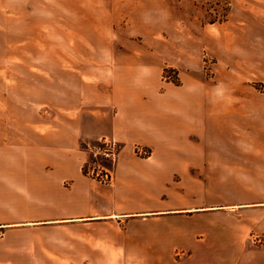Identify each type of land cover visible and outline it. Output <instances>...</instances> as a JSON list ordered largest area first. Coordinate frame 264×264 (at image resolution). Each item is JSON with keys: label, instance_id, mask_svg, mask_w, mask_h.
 Returning a JSON list of instances; mask_svg holds the SVG:
<instances>
[{"label": "crops", "instance_id": "obj_1", "mask_svg": "<svg viewBox=\"0 0 264 264\" xmlns=\"http://www.w3.org/2000/svg\"><path fill=\"white\" fill-rule=\"evenodd\" d=\"M159 17L145 22L144 44L68 47L126 56L79 63L56 91L50 79L39 89L0 77V264H112L92 246L103 240L124 247V262L264 264V252L197 245L200 233L238 246L264 230V94L248 84L264 83V0H232L227 21L197 33ZM203 48L220 62L214 80ZM166 63L181 85L163 81ZM102 137L122 146L112 185L82 171V145Z\"/></svg>", "mask_w": 264, "mask_h": 264}, {"label": "rangeland", "instance_id": "obj_2", "mask_svg": "<svg viewBox=\"0 0 264 264\" xmlns=\"http://www.w3.org/2000/svg\"><path fill=\"white\" fill-rule=\"evenodd\" d=\"M231 4L232 0H0V77L7 79V86L24 88L26 85L29 88L30 82L34 81L39 89L46 79H50L56 91L63 80L70 78L67 75L69 71L77 72L74 68L79 63L117 61L118 57L126 56L115 53L80 54L68 47L104 45L107 39L118 51L144 44L141 40L149 29L145 22L157 23L163 10L178 21V28L197 33L204 26L227 21ZM94 26H100L99 30ZM106 26L109 36H103ZM200 55L205 76L214 80L220 62L207 48H203ZM178 70L166 63L163 81L181 85ZM248 84L258 94H264L263 82L252 81ZM218 220L231 222L230 217ZM205 222V219L194 220L199 225ZM118 231L122 233L120 229ZM245 235L244 245L221 246L210 245L206 234L200 233L197 235V245L210 254L264 252V230L245 231ZM5 237L0 230V254L4 253V247L8 248L2 242ZM92 246L109 253L114 258L112 264H141L138 261H120L124 257V247L104 240ZM180 249L176 251L177 259L186 250L184 247Z\"/></svg>", "mask_w": 264, "mask_h": 264}, {"label": "built area", "instance_id": "obj_3", "mask_svg": "<svg viewBox=\"0 0 264 264\" xmlns=\"http://www.w3.org/2000/svg\"><path fill=\"white\" fill-rule=\"evenodd\" d=\"M86 158L82 163L83 174L103 185H112L115 181V166L120 156L121 143L112 137H102L95 141H87L82 146ZM134 153L139 157H150L152 151L136 144Z\"/></svg>", "mask_w": 264, "mask_h": 264}]
</instances>
